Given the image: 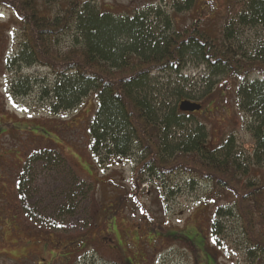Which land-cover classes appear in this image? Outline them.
I'll use <instances>...</instances> for the list:
<instances>
[{
  "label": "rangeland",
  "instance_id": "1",
  "mask_svg": "<svg viewBox=\"0 0 264 264\" xmlns=\"http://www.w3.org/2000/svg\"><path fill=\"white\" fill-rule=\"evenodd\" d=\"M95 2L116 11H142L158 26L171 12L179 11L177 21L191 24L195 12L205 11L210 33L220 31L227 4V0ZM189 3L191 8L186 9ZM243 9L234 5L226 12L228 20L237 21ZM0 14V264H254L240 220L227 204L230 199L219 197L217 204L200 205L211 186L190 175L174 173L165 178L160 171L147 169L143 180L159 189L160 200L156 192L142 186L137 193L140 207L129 200L120 217L101 216L122 187L132 190L133 170L142 157L133 150L129 157L111 158L103 147L91 153L88 132L97 100L90 95L72 110L53 113L50 93L55 78L45 69L14 60L20 53L19 32L8 11L0 7ZM229 25L230 43L240 55L264 59V21ZM74 40L63 38L60 52ZM260 64L264 67V61ZM222 79L188 55L178 74L149 77L144 94L150 101L152 123H160L175 108L179 111L182 96L202 105L193 118H179V126L168 127L164 157L171 146L198 130L210 150L233 131L236 150L231 151L253 160L255 117L262 111L246 106L249 98L243 93L238 100L231 91L225 99L215 93L210 96ZM261 83L264 77L254 72L243 87ZM152 171L159 173L158 179ZM249 176L264 186V163L250 165ZM255 201L264 207V188ZM140 208L148 211L147 217ZM148 215L159 230L147 227Z\"/></svg>",
  "mask_w": 264,
  "mask_h": 264
},
{
  "label": "trees",
  "instance_id": "2",
  "mask_svg": "<svg viewBox=\"0 0 264 264\" xmlns=\"http://www.w3.org/2000/svg\"><path fill=\"white\" fill-rule=\"evenodd\" d=\"M95 1L0 0V7L9 12V21L19 32L20 53L14 60L27 67L45 69L55 78L56 85L50 93L53 113L72 110L92 95L97 108L89 124L91 153L103 147L111 158L129 157L133 150L142 157L133 170L132 190L128 192L122 187L101 216L107 220L110 216L120 217L129 200L139 206L137 193L142 186L156 192L160 200L159 189L143 180L147 169L150 173L154 168L165 178L174 173L190 175L210 183L211 191L200 205L217 204L219 197L230 199L227 204L240 220L252 262L264 264V207L255 201L264 186L255 184L249 176L250 165L264 163V83L251 89L243 87L254 72L264 77L260 64L264 59L240 55L230 43L229 25L237 22L251 26L264 21V0H227L219 20L223 24L217 33L206 29L210 18L205 11L195 12L191 24L177 21L179 11L171 12L164 24L158 26L148 21L142 11L106 9L105 3ZM197 5L193 4L192 9ZM234 5L246 8L241 10L237 21L228 20L226 15ZM186 7L191 8L190 3ZM65 37L75 40L62 53L59 44ZM187 55L223 76L210 96L215 93L225 99L231 91L238 100L243 93L249 98L246 106L262 111L255 117V144L250 152L253 160L249 158L253 164L248 158H241V152L231 151L236 150L233 131L213 150L207 147L204 134L198 130L195 136L171 146L168 157L161 154L168 127L179 126V118H193L196 113L184 114L175 108L160 123H152L150 101L144 92L152 74H178ZM217 151L224 156H217ZM158 172L152 171L155 179ZM248 201H252L251 205ZM146 213L143 212L144 216ZM148 219L147 227L154 232L159 230L150 221L152 216L148 215Z\"/></svg>",
  "mask_w": 264,
  "mask_h": 264
},
{
  "label": "water",
  "instance_id": "3",
  "mask_svg": "<svg viewBox=\"0 0 264 264\" xmlns=\"http://www.w3.org/2000/svg\"><path fill=\"white\" fill-rule=\"evenodd\" d=\"M178 110L184 114H194L201 110V106L190 101H182L177 106Z\"/></svg>",
  "mask_w": 264,
  "mask_h": 264
},
{
  "label": "bare ground",
  "instance_id": "4",
  "mask_svg": "<svg viewBox=\"0 0 264 264\" xmlns=\"http://www.w3.org/2000/svg\"><path fill=\"white\" fill-rule=\"evenodd\" d=\"M183 101H188V100H183ZM180 102H182V101H180ZM180 102H179V103H180ZM190 102H191V101H190ZM192 103H194V102H192Z\"/></svg>",
  "mask_w": 264,
  "mask_h": 264
},
{
  "label": "snow or ice",
  "instance_id": "5",
  "mask_svg": "<svg viewBox=\"0 0 264 264\" xmlns=\"http://www.w3.org/2000/svg\"><path fill=\"white\" fill-rule=\"evenodd\" d=\"M0 15H2V14H0Z\"/></svg>",
  "mask_w": 264,
  "mask_h": 264
}]
</instances>
